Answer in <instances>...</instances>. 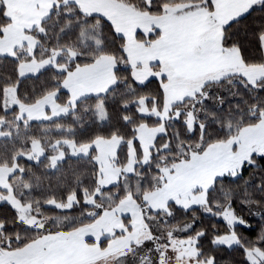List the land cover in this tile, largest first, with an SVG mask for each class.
Instances as JSON below:
<instances>
[{
	"label": "trees",
	"instance_id": "16d2710c",
	"mask_svg": "<svg viewBox=\"0 0 264 264\" xmlns=\"http://www.w3.org/2000/svg\"><path fill=\"white\" fill-rule=\"evenodd\" d=\"M114 1L139 14L157 17L164 15L163 6L170 3V0ZM186 1H190V6L177 15L198 8L209 14L215 11L212 0ZM9 23L3 8L0 10V38L3 37V28ZM86 30L99 34L100 47L82 43V33H86ZM27 33L37 42L33 56L24 48L17 49L14 57L0 56V130L6 134L0 139V168H18L8 178V183L14 197L23 206L30 207L32 218L48 220L81 216L93 208L86 204L87 199L98 200L95 150L88 157L66 156L54 166L53 157L57 155L58 147L64 148L57 144L69 140L84 146L97 139L116 137L123 141L121 152L124 155L127 143L131 141L139 148L135 140L137 129L142 125L152 127L162 123L159 115L143 116L140 113L141 102L148 111L161 114L165 102L164 87L168 85L169 78L164 76L162 80L151 79L138 84L133 76L134 67L126 51L125 38L118 35L109 22L98 16H86L73 3L55 6L38 27L27 30ZM220 33L221 51H237L242 70L264 68V1L253 5L242 18L220 28ZM158 36L159 32L151 35L138 33L137 40L151 43ZM56 54L55 66L35 76L20 78L22 63L33 59H51ZM101 56L115 59L116 84L104 95L81 99L70 114L52 121H19L18 107L6 109V91L9 88L16 89L17 100L23 105L34 104L55 92H58L60 102H66L69 93L63 90V83L69 73L77 67L95 63ZM159 65H153V68ZM229 72L227 76L206 85L207 88L213 86L215 90L212 96L213 92L210 91L207 104L210 100L217 101L209 106L206 104L210 112L204 113L211 119L196 124L191 130L182 113L172 126L166 124L165 134L159 136L155 143L154 160L159 161L164 155H177V144L196 147L205 142L203 151L213 143L228 139L233 135L226 129L231 118L236 119L234 124L238 129L262 120L264 78L253 85L240 73ZM190 101L194 99L176 104L174 109ZM100 103L106 112L104 123L99 121L96 114ZM35 143L43 149L41 158L30 157ZM112 190L114 188L105 191ZM8 195L6 190L0 189V251L13 254L27 246L35 237H31V233L36 232L19 221L18 212L4 200ZM71 197H75L76 201L71 208L64 209ZM223 201L228 202L233 214L244 222L243 225L231 226L217 214L206 213L201 208L183 211L177 209L175 204L170 205L175 209V217L170 225L175 227L194 223L191 233L201 235L198 247L203 260H212L213 264H253L248 259V250L259 249L264 254V155H253L250 164L244 166L237 178L224 177L215 181L213 189L209 191V204L214 206ZM123 219L128 225L129 218ZM93 221L85 220L63 231L72 232ZM230 233L236 236L239 245L226 247L214 244L217 236ZM121 235L123 233H116L114 237ZM107 241L101 243L103 248Z\"/></svg>",
	"mask_w": 264,
	"mask_h": 264
},
{
	"label": "rangeland",
	"instance_id": "374dc122",
	"mask_svg": "<svg viewBox=\"0 0 264 264\" xmlns=\"http://www.w3.org/2000/svg\"><path fill=\"white\" fill-rule=\"evenodd\" d=\"M233 1L215 0V10L224 8ZM188 6H190V1L186 0H170V3L163 6L165 11L163 17H175L171 20L176 25L175 32L179 31L181 36L180 44L187 64L191 62L189 53L190 50L192 52L195 37L203 38L198 46L199 51L204 49L208 52L211 50L218 52V49H221L220 30L211 29L210 33L204 34L208 29L204 18L205 11H201L203 9L198 8L190 14L176 17L178 12ZM3 8L10 23L2 30L0 56L14 57L16 50L23 48L25 52L33 56L37 46L36 40L27 33L14 15L10 16L4 0L0 1V10ZM84 32L86 33H82V43L101 46V37L98 33L92 30ZM173 32L174 29L166 33V42H170L169 37ZM210 41L213 44H210ZM165 54L170 55L168 51H165ZM57 57L58 54L51 59L43 61L33 59L22 63L19 70L20 78L35 76L55 66ZM222 58L215 56L209 61L205 60L202 70L207 72L217 69L222 66L219 61ZM211 60H217L218 63L210 68ZM141 63L145 64H141L139 70L138 65H133V76L138 84H144L151 79L162 80L164 76L169 78V84L164 87L165 102L161 114L158 111H148L144 102H141L140 113L143 116L159 115L158 118L162 123L152 127L142 125L137 129L135 140L139 148L134 141H131L127 143L124 155L121 152L123 141L116 137L108 140L97 139L84 146H78L69 140L57 144L64 148L58 147L57 155L53 157L54 166L66 156L88 157L92 150H95V163L98 168V200L95 198L86 200V204L93 207L92 209L81 216L57 217L48 220L32 218L29 214L30 207L23 206L14 197L8 183V178L18 168H0V189L6 190L9 194L4 200L18 212L19 221L28 229L36 232L31 233V237H35L22 250L44 249L55 239L54 236L57 233L54 231L62 232L85 220H94L92 224L80 228L78 235L85 234L93 239L104 235L103 238L107 240L110 234L109 237L113 239L107 241L108 246L106 244L104 252H99L97 249L91 250L87 255L91 254V257L82 264H213L212 260H203L200 256L198 240L201 235L191 233L194 227L193 222L175 227L170 225V221L175 217V209L170 205L175 204L177 209L183 211L201 208L206 213L217 214L231 226L244 224L233 214L228 202L223 201L211 206L209 191L213 189L217 179L237 178L244 166L250 164L253 155H264V117L257 124L239 129L234 124L236 119L231 118L226 129L233 135L228 139L213 143L203 151L205 142L199 143L196 147L177 144V155H164L162 159L156 161L153 158L155 143L159 136L165 134V125L172 126L174 121L180 119L183 114L191 130L196 124L210 120L211 118L205 114L210 112L206 101L209 100L207 98L210 97V91L213 92L212 96L215 90L213 86L210 85L207 88L206 85L217 81L219 77L227 76L230 72L223 71L209 77L196 78L169 73L167 71L169 67L164 62H161L162 68L150 67V65H155L154 61ZM181 66L183 65L179 66V71L184 75L186 71L183 69L184 66L183 68ZM115 68V59L110 56H101L93 64L77 67L69 73L63 83V90L69 93L66 102H60L59 94L55 92L34 104L23 105L17 100L16 89L9 88L6 91V109L18 107L17 119L19 121L60 119L74 111L81 99L104 95L111 89L116 84ZM233 71L243 75L253 85L264 78V68L242 70L236 67ZM193 99L194 101L186 103L183 107L174 109V105ZM220 101L222 100L218 102ZM214 102L216 104L217 101L210 100L208 103L211 105ZM96 114L101 123L106 121V112L102 103L97 106ZM5 136L6 134L0 130V139ZM43 154L40 144L35 143L33 155L30 157L37 159ZM30 157L27 158L30 159ZM109 188H114V190L105 191ZM75 201V197H71L68 204L61 207L69 209ZM123 218H129L128 225L124 223ZM116 233H123V235L114 238ZM214 244L234 247L239 245V241L233 233H230L217 236ZM113 247L119 248V252H111ZM17 251L14 252L15 255L18 254ZM28 254L26 255L29 256ZM247 256L253 264L264 262V254L259 249L248 250ZM0 261V264L5 262L1 254Z\"/></svg>",
	"mask_w": 264,
	"mask_h": 264
},
{
	"label": "crops",
	"instance_id": "0c3cea01",
	"mask_svg": "<svg viewBox=\"0 0 264 264\" xmlns=\"http://www.w3.org/2000/svg\"><path fill=\"white\" fill-rule=\"evenodd\" d=\"M212 1L213 5H215V0ZM261 1L264 0H234L224 8H219L218 10L216 8L213 14L201 10L205 11V17H203L205 18L207 23L206 27L208 29L204 34L210 33L211 29L217 28V30H220V28L229 23L242 18L253 5ZM5 2L6 7L9 9L10 16L14 15L17 20L21 22L25 30L38 27L40 23L49 16L55 6L68 3L76 4L86 16H98L103 18L114 27L118 35L125 38L126 51L129 59L132 65H138V70L141 64H145L141 62L154 61L155 65L160 64L158 68H162L161 62H164L169 67L167 70L169 73L172 72L174 75L204 78L205 76L209 77L214 74L222 73L223 71H232L236 67H242L241 57L237 51L222 52L221 49H218V52L215 50L208 52L204 49L199 51L198 46L201 44L203 38L198 37H195L193 41L192 52L190 50L189 53L191 62L188 63V65L182 53L180 44L181 36L178 33L179 31L175 32L176 25L173 24L174 21L171 20L175 19V17L167 16L169 18H166L163 16L157 17L139 14L114 0H4V3ZM192 12L181 15L176 14V17H181ZM213 19L214 21L211 22ZM173 29L174 32L171 37H169L170 42H166V33L171 32ZM156 32H159V36L151 43H143L137 40L138 33L151 35ZM210 44H213V42L210 41ZM165 51H168L170 55L168 56L165 54ZM215 56L223 57L219 60L222 66L204 72L202 69H204L205 60L209 61L210 58ZM159 60L163 61L160 62ZM181 60L185 62V64H183V62L181 63ZM217 63V60H211L209 67L211 68ZM180 65L184 66V68L181 66L186 71L184 75L179 71ZM150 67L153 68V65H150ZM79 231L80 229L72 232H58L54 236L55 239L41 250H33V248H27V250L21 249L19 250L20 252L17 251V255H15L16 252L7 254L0 251L3 261L5 260V262L1 264H82L83 261L87 262L91 257V254L87 256L91 250L97 249L99 252L105 251L106 248L104 249L101 244L103 241H106V238H103L104 235L100 238L93 239L85 234L78 235ZM109 236L107 240L113 239ZM105 244H107V242ZM113 248L111 252H119V248ZM27 253H29V256L26 255Z\"/></svg>",
	"mask_w": 264,
	"mask_h": 264
}]
</instances>
